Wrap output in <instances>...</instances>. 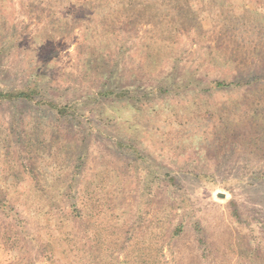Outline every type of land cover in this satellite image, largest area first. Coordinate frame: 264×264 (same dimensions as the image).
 I'll use <instances>...</instances> for the list:
<instances>
[{"label":"rangeland","instance_id":"obj_1","mask_svg":"<svg viewBox=\"0 0 264 264\" xmlns=\"http://www.w3.org/2000/svg\"><path fill=\"white\" fill-rule=\"evenodd\" d=\"M21 91L0 264H264V0H0Z\"/></svg>","mask_w":264,"mask_h":264},{"label":"trees","instance_id":"obj_2","mask_svg":"<svg viewBox=\"0 0 264 264\" xmlns=\"http://www.w3.org/2000/svg\"><path fill=\"white\" fill-rule=\"evenodd\" d=\"M0 97L5 98V99H15V98H20V97H26L30 99L32 97L31 94L26 95L24 92H0Z\"/></svg>","mask_w":264,"mask_h":264},{"label":"water","instance_id":"obj_3","mask_svg":"<svg viewBox=\"0 0 264 264\" xmlns=\"http://www.w3.org/2000/svg\"><path fill=\"white\" fill-rule=\"evenodd\" d=\"M218 196L219 197H224V194L223 193H219Z\"/></svg>","mask_w":264,"mask_h":264}]
</instances>
